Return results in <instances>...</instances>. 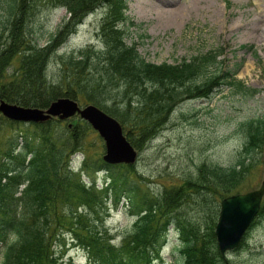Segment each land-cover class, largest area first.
<instances>
[{
  "label": "trees",
  "instance_id": "obj_1",
  "mask_svg": "<svg viewBox=\"0 0 264 264\" xmlns=\"http://www.w3.org/2000/svg\"><path fill=\"white\" fill-rule=\"evenodd\" d=\"M47 2L64 6L68 18L40 44L36 37L29 38L30 43L25 40L36 0H0V24L7 30L4 38L0 33V98L43 107L61 95L94 102L117 115L127 137L139 147L163 126L183 98L208 97L223 85L251 90L234 76L235 70L217 67L219 50L200 51L173 62L147 59L135 42L127 41L125 25L135 22L126 12V0ZM102 4L107 11L100 26L101 46L87 43L57 53L58 75L50 77L46 67L54 49L88 12ZM14 56L18 64L8 73L6 66ZM82 132L53 118L30 122L9 137L5 151L21 158L12 167L0 161V264H72L55 251L66 232L85 250L86 264H154L169 227L177 233L182 264H212L220 257L212 226L216 201L238 190L253 151L262 146L261 118L248 122L246 142L233 164L201 163L198 174L164 186L157 194L139 189L133 179L117 176L104 162L92 172L86 160L77 170L71 167L70 156ZM98 169L105 174L101 186L96 183ZM82 172L90 176L87 181ZM122 197L135 219L117 243L111 240L99 212L109 201L116 205ZM190 200L205 211L206 233L183 212Z\"/></svg>",
  "mask_w": 264,
  "mask_h": 264
},
{
  "label": "rangeland",
  "instance_id": "obj_2",
  "mask_svg": "<svg viewBox=\"0 0 264 264\" xmlns=\"http://www.w3.org/2000/svg\"><path fill=\"white\" fill-rule=\"evenodd\" d=\"M162 1L164 0H126L127 13L136 22L125 25L127 41L135 42L139 52L154 62L179 61L200 51L219 50L220 62L217 67L235 70L234 76L251 87V90L223 85L208 97H185L174 106L166 122L154 136L139 147L133 144L138 149V156L133 163H105L111 166L117 176L133 179L139 189L148 194H157L164 186L183 183L185 177L198 174L197 167L201 163L222 166L233 164L246 142L248 122L261 118L264 123V0H172L167 6L177 8L174 11L160 9L158 6L165 4ZM106 11V5L95 7L81 19L75 31L60 46L55 47L56 51L52 52L53 55L50 54L46 67L50 77L58 75L57 53L77 49L87 43L101 46L99 32ZM67 18L64 6H51L47 0H36L33 13L27 21L30 33L26 34L25 40L30 43L29 38L36 37L40 44H44ZM0 33L2 38L7 34L2 24ZM17 64L18 57L14 56L6 66L7 72L12 73ZM73 99L81 106L94 103ZM96 105L116 117L127 136L126 126L120 118L105 107ZM2 118L15 123L6 122ZM46 121L12 119L0 111V161H5L11 167L16 165L21 158L20 154L13 151L14 156H8L5 151L9 137L30 122ZM60 121L68 129L72 125L83 129L79 144L74 147L75 151L70 156V166L77 170L83 160H86L87 170L92 172L93 168L104 162L103 137L89 121L77 115ZM29 155L26 154L25 161ZM95 175L98 185L104 184V171H96ZM81 177L88 180L90 176L82 172ZM263 178L264 140L262 146L259 144L253 151L248 171L240 180L238 190L231 193L256 188ZM222 197L216 201L213 232ZM263 199L264 195L261 204ZM183 207L185 216L197 221L202 233H206L205 211L200 210L193 200ZM258 212L240 244L226 250L212 264H264V213L258 215ZM99 216H102L103 226L114 237L115 242L124 237L135 219L123 199L116 205L109 202L103 212H99ZM178 242L176 231L169 227L154 264H182ZM55 251L63 261L86 263V252L75 246L68 232L64 234L61 244L55 246Z\"/></svg>",
  "mask_w": 264,
  "mask_h": 264
},
{
  "label": "water",
  "instance_id": "obj_3",
  "mask_svg": "<svg viewBox=\"0 0 264 264\" xmlns=\"http://www.w3.org/2000/svg\"><path fill=\"white\" fill-rule=\"evenodd\" d=\"M0 111L12 119L34 121H46L52 117L65 119L77 115L89 121L103 137L104 162L133 163L138 156V149L126 137L121 122L94 103L81 106L69 96H59L50 101L46 107H39L20 105L0 99ZM263 194L264 178L256 188L231 193L221 198L214 229L218 250L221 254L238 246L259 210Z\"/></svg>",
  "mask_w": 264,
  "mask_h": 264
},
{
  "label": "bare ground",
  "instance_id": "obj_4",
  "mask_svg": "<svg viewBox=\"0 0 264 264\" xmlns=\"http://www.w3.org/2000/svg\"><path fill=\"white\" fill-rule=\"evenodd\" d=\"M172 0H164L162 1L161 3H164L165 4L163 6H158L160 9L164 10H169V11H174V10H177V8H173V7H170V6H167L168 3H170ZM165 6V7H164Z\"/></svg>",
  "mask_w": 264,
  "mask_h": 264
}]
</instances>
